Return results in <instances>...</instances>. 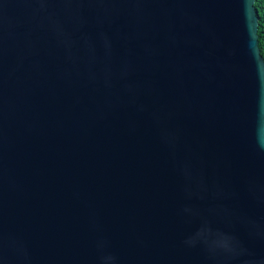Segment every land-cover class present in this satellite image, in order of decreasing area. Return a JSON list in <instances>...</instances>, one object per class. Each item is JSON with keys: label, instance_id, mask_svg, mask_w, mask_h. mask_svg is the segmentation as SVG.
Instances as JSON below:
<instances>
[{"label": "water", "instance_id": "95a60500", "mask_svg": "<svg viewBox=\"0 0 264 264\" xmlns=\"http://www.w3.org/2000/svg\"><path fill=\"white\" fill-rule=\"evenodd\" d=\"M255 0H0V264H264Z\"/></svg>", "mask_w": 264, "mask_h": 264}, {"label": "trees", "instance_id": "16d2710c", "mask_svg": "<svg viewBox=\"0 0 264 264\" xmlns=\"http://www.w3.org/2000/svg\"><path fill=\"white\" fill-rule=\"evenodd\" d=\"M254 7L258 17V46L264 60V0H255Z\"/></svg>", "mask_w": 264, "mask_h": 264}]
</instances>
